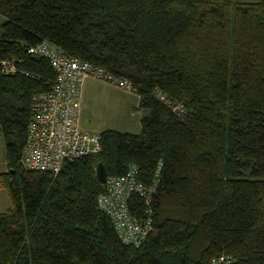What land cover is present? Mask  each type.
<instances>
[{"label":"trees","instance_id":"obj_1","mask_svg":"<svg viewBox=\"0 0 264 264\" xmlns=\"http://www.w3.org/2000/svg\"><path fill=\"white\" fill-rule=\"evenodd\" d=\"M0 17V63L15 66H0V264H264V0H0ZM43 40L127 79L142 112L138 134L99 131V151L55 177L19 166L54 79L26 52ZM98 163L154 187L148 205L126 202L139 221L151 210L137 246L97 208Z\"/></svg>","mask_w":264,"mask_h":264},{"label":"built area","instance_id":"obj_2","mask_svg":"<svg viewBox=\"0 0 264 264\" xmlns=\"http://www.w3.org/2000/svg\"><path fill=\"white\" fill-rule=\"evenodd\" d=\"M27 54L45 59L54 73L51 89L34 96L31 116L21 149L19 166L25 171L47 173L55 177L65 162H72L99 151L96 132L83 130L78 125L79 94L84 79L91 78L121 90L132 92L129 81L114 77L99 66L66 55L48 41L26 49ZM1 73L15 72L12 61L0 63ZM155 98L167 102L159 92ZM172 112L182 114L180 104L170 105ZM136 167L131 165L122 176L105 177L103 191L96 198L97 208L111 221L118 240L124 245H139L152 231L151 210L139 221L132 217L126 205L130 195L141 198L145 205L151 200L154 187L146 189L137 179ZM227 257H219L212 264H230Z\"/></svg>","mask_w":264,"mask_h":264},{"label":"rangeland","instance_id":"obj_3","mask_svg":"<svg viewBox=\"0 0 264 264\" xmlns=\"http://www.w3.org/2000/svg\"><path fill=\"white\" fill-rule=\"evenodd\" d=\"M3 21L0 17V26ZM82 84L83 90L79 94L81 129L90 132L109 129L120 133H139L142 112L136 110L138 99L134 93L88 78L84 79ZM3 157V141L0 136V173L6 171ZM10 207L5 189H0V213Z\"/></svg>","mask_w":264,"mask_h":264},{"label":"water","instance_id":"obj_4","mask_svg":"<svg viewBox=\"0 0 264 264\" xmlns=\"http://www.w3.org/2000/svg\"><path fill=\"white\" fill-rule=\"evenodd\" d=\"M95 175H96L97 181L100 184L104 183V180H105V177H106V173H105V169H104V167H103V165L101 163L96 164V166H95Z\"/></svg>","mask_w":264,"mask_h":264},{"label":"crops","instance_id":"obj_5","mask_svg":"<svg viewBox=\"0 0 264 264\" xmlns=\"http://www.w3.org/2000/svg\"><path fill=\"white\" fill-rule=\"evenodd\" d=\"M88 79H91V78H88ZM92 80H94V79H92ZM95 81H97V80H95ZM98 82H100V81H98ZM101 83H103V82H101ZM104 84H105V83H104ZM83 86H84V84H82V86L80 87V93H81V91L83 90V89H82ZM78 125H79V127L81 128L80 115H79ZM99 131H101V130H99ZM99 131H98V132H99ZM98 132H96V133H98Z\"/></svg>","mask_w":264,"mask_h":264}]
</instances>
